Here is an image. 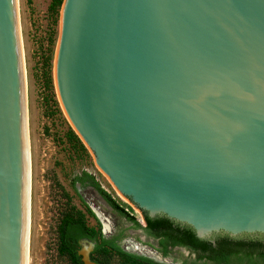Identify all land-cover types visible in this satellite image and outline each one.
<instances>
[{
    "label": "water",
    "instance_id": "water-1",
    "mask_svg": "<svg viewBox=\"0 0 264 264\" xmlns=\"http://www.w3.org/2000/svg\"><path fill=\"white\" fill-rule=\"evenodd\" d=\"M52 77L133 212L264 249V0H62ZM26 181L15 0H0V264L25 262Z\"/></svg>",
    "mask_w": 264,
    "mask_h": 264
},
{
    "label": "rangeland",
    "instance_id": "rangeland-1",
    "mask_svg": "<svg viewBox=\"0 0 264 264\" xmlns=\"http://www.w3.org/2000/svg\"><path fill=\"white\" fill-rule=\"evenodd\" d=\"M50 1L18 0L17 9L29 128L27 264H65L56 253L55 226L65 204L61 190L69 197L68 203L83 214L88 226L94 229L99 227L103 237L114 238L121 249L161 264H190L195 258L193 253L173 247L167 256H161L154 248L155 241L141 229L133 228L95 189L87 184L72 183L75 175L86 171L119 205L144 225L142 215L133 212L94 163L56 98L52 63L60 8L56 13L52 12L49 9ZM81 239V247L90 248V252L94 242Z\"/></svg>",
    "mask_w": 264,
    "mask_h": 264
},
{
    "label": "trees",
    "instance_id": "trees-1",
    "mask_svg": "<svg viewBox=\"0 0 264 264\" xmlns=\"http://www.w3.org/2000/svg\"><path fill=\"white\" fill-rule=\"evenodd\" d=\"M61 3L62 0H51L49 9L56 13ZM74 182L91 186L117 214L129 221L133 228H140L152 238H157L158 250L163 256L168 254V246H183L195 255L190 264H264V249L200 238L168 228L144 216L145 225L141 226L135 217L119 205L86 171L75 175L72 179V183ZM61 192L65 204L59 212L55 226L56 253L65 264H82L77 253L80 245L78 240L81 238L94 242L88 257L96 264H161L121 249L114 238L103 237L100 228L88 226L83 214L69 204L67 194L62 190Z\"/></svg>",
    "mask_w": 264,
    "mask_h": 264
},
{
    "label": "bare ground",
    "instance_id": "bare-ground-1",
    "mask_svg": "<svg viewBox=\"0 0 264 264\" xmlns=\"http://www.w3.org/2000/svg\"><path fill=\"white\" fill-rule=\"evenodd\" d=\"M16 9V19H17V9L18 0H15ZM18 29V21H17ZM18 39H19V29H18ZM19 49H20V59H21V69H22V81H23V103H24V124H25V145H26V167H27V181H26V226H25V262L28 263V226H29V212H28V202H29V191H30V154H29V128H28V115H27V104H26V79L24 72V59L21 51V44L19 39ZM83 239L79 240L81 243ZM90 248H82L80 245L79 253L83 259L84 264H95L88 257V252Z\"/></svg>",
    "mask_w": 264,
    "mask_h": 264
},
{
    "label": "flooded vegetation",
    "instance_id": "flooded-vegetation-1",
    "mask_svg": "<svg viewBox=\"0 0 264 264\" xmlns=\"http://www.w3.org/2000/svg\"><path fill=\"white\" fill-rule=\"evenodd\" d=\"M142 221L144 222V220H143V216H142ZM144 225H145V222H144ZM144 225H141V226H144ZM140 229V228H139ZM142 230V229H141ZM142 232L146 235V236H148V237H150V238H152L150 235H148V234H146L143 230H142ZM154 241H155V246H154V248H155V250L161 255V253H160V251L158 250V244H157V241H158V239L157 238H152ZM79 241V240H78ZM212 241V240H211ZM173 247H181V248H183V249H185L186 251H188L189 253H192V252H190L188 249H186L185 247H183V246H172V247H167V248H173ZM169 252V251H168ZM194 254V253H193ZM168 255V254H167ZM166 255V256H167ZM161 256H163V255H161ZM163 257H165V256H163ZM194 257H195V255H194Z\"/></svg>",
    "mask_w": 264,
    "mask_h": 264
}]
</instances>
